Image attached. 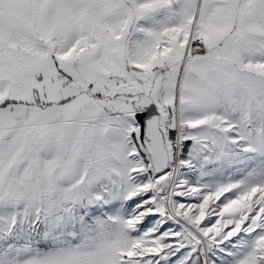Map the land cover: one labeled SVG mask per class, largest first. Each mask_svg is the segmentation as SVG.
I'll use <instances>...</instances> for the list:
<instances>
[{
	"label": "snow or ice",
	"instance_id": "snow-or-ice-1",
	"mask_svg": "<svg viewBox=\"0 0 264 264\" xmlns=\"http://www.w3.org/2000/svg\"><path fill=\"white\" fill-rule=\"evenodd\" d=\"M0 264H264V0H0Z\"/></svg>",
	"mask_w": 264,
	"mask_h": 264
}]
</instances>
